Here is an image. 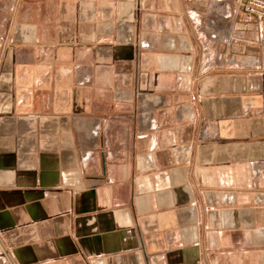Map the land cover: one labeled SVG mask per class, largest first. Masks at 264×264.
Wrapping results in <instances>:
<instances>
[{"label": "crops", "instance_id": "1", "mask_svg": "<svg viewBox=\"0 0 264 264\" xmlns=\"http://www.w3.org/2000/svg\"><path fill=\"white\" fill-rule=\"evenodd\" d=\"M0 264H264V21L0 0Z\"/></svg>", "mask_w": 264, "mask_h": 264}, {"label": "built area", "instance_id": "2", "mask_svg": "<svg viewBox=\"0 0 264 264\" xmlns=\"http://www.w3.org/2000/svg\"><path fill=\"white\" fill-rule=\"evenodd\" d=\"M243 15L247 22L264 21V0H243Z\"/></svg>", "mask_w": 264, "mask_h": 264}]
</instances>
